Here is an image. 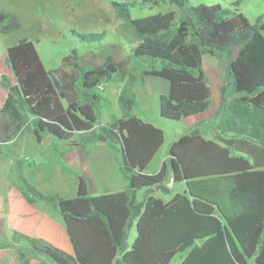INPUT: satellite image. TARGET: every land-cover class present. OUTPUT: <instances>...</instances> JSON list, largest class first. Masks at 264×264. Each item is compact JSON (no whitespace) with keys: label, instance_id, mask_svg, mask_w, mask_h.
<instances>
[{"label":"trees","instance_id":"obj_1","mask_svg":"<svg viewBox=\"0 0 264 264\" xmlns=\"http://www.w3.org/2000/svg\"><path fill=\"white\" fill-rule=\"evenodd\" d=\"M166 1L185 13L172 32L164 31L160 16L131 15L135 6ZM240 2H231L235 9L230 10L189 0H111L116 14L142 37L131 54L122 56L117 43L81 54L74 49L50 69L33 40L19 39L7 47L5 56L14 82L1 76L8 95L0 142L5 145L25 130L39 142L47 136L72 140L93 131L102 99L98 86L115 74L124 78L134 59L145 65L142 77L167 82V92L159 95L162 117L179 120L204 112L212 90L205 79L203 54L218 55L243 43L228 63L235 96L228 100L217 129L264 149V21L258 15L251 22L238 9ZM0 26L12 31L20 24L0 11ZM71 32L86 43L103 39L102 33ZM199 127L194 125L174 140L160 168L148 172L164 142L161 128L135 115L101 126L95 138L119 151V169L129 184L117 192L91 195L88 178L79 176L74 197L43 193L14 162L13 183L29 203L44 202L60 214L73 254L15 229L0 235V248L15 247L20 264H170L179 253L184 254L180 264H264V168L254 165L253 152L235 151L229 140L206 139ZM94 149L88 159L97 174ZM170 177L173 185L184 183V190L173 193L167 186ZM156 191L171 197L164 200L154 195ZM132 223L136 237L129 244Z\"/></svg>","mask_w":264,"mask_h":264},{"label":"rangeland","instance_id":"obj_2","mask_svg":"<svg viewBox=\"0 0 264 264\" xmlns=\"http://www.w3.org/2000/svg\"><path fill=\"white\" fill-rule=\"evenodd\" d=\"M123 1L130 2L133 0ZM233 1L235 0H189V3L193 5L198 3L220 4L223 8L233 10L235 9L231 4ZM238 9L251 22H254L258 15H262L264 21V0H241ZM0 11L14 16L20 24L18 29L12 31H2L0 26V57L4 55L7 47L15 44L21 38H28L36 43L42 63L47 69L57 67L61 62V58L72 53L74 49L78 54H81L88 50L96 51L106 48L111 43H117L120 46L121 55L126 56L131 54L133 47L142 39L129 23L116 14L111 0H0ZM131 15L132 17L160 16L165 21L166 30L164 31L167 32L174 31L185 18L184 10L169 1L160 4L148 3L144 6H135L131 10ZM8 22L9 20H5L4 24ZM71 30L80 33H102L103 39L92 43L82 42L72 34ZM242 46L243 43H238L230 50L220 52L218 55L203 54L202 67L206 82L212 89V98L202 124L204 125V132L208 136L228 139L235 151L253 152L254 165L264 168L263 147L243 136L221 133L217 129L218 120L228 100L235 96L231 92L228 63ZM144 67L143 62L134 59L124 78L115 74L112 80L98 86L97 91L102 96L98 122L93 131L79 134L73 140H91L95 142L97 141L95 136L101 126H113L118 118L128 115L138 116L163 130L165 140L162 150L166 149L173 141L170 140L171 137H175L186 130V123L190 117L171 120L160 115L159 95L167 92V82L158 77H142L140 71ZM34 138L35 136L31 130H25L18 140L13 144H8L10 150L4 148V152H6L3 154L2 166L4 188L14 185L12 174L7 173L10 166L7 154L12 152L16 154L13 163L17 161L25 168L27 164L35 159V157H32L34 146L29 144L30 140H34ZM44 140L49 141L45 145V151L42 152V158L48 159L51 164L57 163L59 149L63 146V143L59 140L62 139L47 136ZM8 145L5 144L4 147ZM114 151L115 162L119 164L120 153L115 148ZM56 168V165L50 167L54 171ZM156 170L157 167H152L147 171L154 172ZM24 173L26 178L43 193L58 194L64 197L75 195V189L70 183L64 184L59 180H54L51 183L39 185L30 177L29 168H26ZM143 192V190L139 191L140 198L143 196ZM134 235L135 226L132 223L128 233L129 244L132 243ZM183 255V253L175 255L170 264H180Z\"/></svg>","mask_w":264,"mask_h":264},{"label":"crops","instance_id":"obj_3","mask_svg":"<svg viewBox=\"0 0 264 264\" xmlns=\"http://www.w3.org/2000/svg\"><path fill=\"white\" fill-rule=\"evenodd\" d=\"M5 56L6 51L4 55L0 57V140H3L4 123L6 120L2 114V109L8 95V90L1 84V76L6 75L12 80V82H14L12 71L5 63ZM207 110L198 114L187 116L190 118H188L189 121L186 123V130L194 125L201 124V127H199L200 134L204 138L213 140H228L226 138L210 137L206 132H204V125L202 124V121L205 118ZM186 130L175 137H171L170 140H177L181 135L186 133ZM78 135L79 134H76L74 137H78ZM19 136H16V138L6 142V144H13L16 140H18ZM74 137L72 140H59L63 143V146L59 149V160L57 163L52 164L49 163L48 159L42 158V152L45 151V145L49 140L47 142H44L45 140L39 142L38 140H35V138L34 140H30L29 144L34 146L32 149V157H35V159H33V162L27 164L25 168L23 167V170L25 171L26 168H29V172L31 174L30 177L39 185L51 183L54 180H59L64 184L70 183V185L75 189L74 196L77 194L79 176H85L88 178L89 191L91 195H96L104 191L117 192L125 190L129 187L126 177L119 169V164H116L115 162V151L111 145L105 144L101 141L93 142L91 140H73ZM171 143L166 149L162 150L164 144L163 142L150 162L147 170L152 167H157V170L160 168L162 162L169 156L168 151ZM99 146L100 148L98 150L97 147ZM4 148L10 150L9 145L4 147L3 143L0 142V235L8 236L9 230L15 229L32 237L43 238L51 242L53 245L65 250L69 254H73V246L68 236L64 221L60 214L52 206L45 204L44 202H37L33 204L29 203L14 183V185L6 186L4 188L2 183V166L4 161L3 154L6 153L4 152ZM92 148L97 149V151L94 149L95 152L93 154V159L96 162L97 174H93V170L88 159L89 151ZM15 156L16 154H13V152L11 154H7L10 166H13ZM51 165L57 166L55 171L50 169ZM10 166L7 170L8 174L11 172L12 167ZM172 188L173 193L182 191L185 188V184L176 183L172 185ZM154 195L161 197L164 200H168L171 197V195H163L159 191L154 192ZM137 197L140 198L139 192L137 193ZM135 237L136 229L134 238ZM0 264H20L15 247L0 248Z\"/></svg>","mask_w":264,"mask_h":264},{"label":"water","instance_id":"obj_4","mask_svg":"<svg viewBox=\"0 0 264 264\" xmlns=\"http://www.w3.org/2000/svg\"><path fill=\"white\" fill-rule=\"evenodd\" d=\"M47 141H48V140H45L44 142H47ZM172 185H173V179H172V177H170V179H169V181H168V183H167V186H168L169 188H171ZM186 191L188 192V188H187V186H186Z\"/></svg>","mask_w":264,"mask_h":264}]
</instances>
